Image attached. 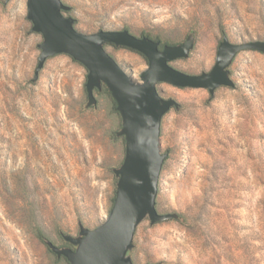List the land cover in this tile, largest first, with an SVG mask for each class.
<instances>
[{
  "label": "rangeland",
  "instance_id": "1",
  "mask_svg": "<svg viewBox=\"0 0 264 264\" xmlns=\"http://www.w3.org/2000/svg\"><path fill=\"white\" fill-rule=\"evenodd\" d=\"M28 0H0V264H69L58 246L107 218L125 157L112 95L87 101V68L68 54L49 57L35 77L42 34L31 31ZM84 33L128 29L164 44L196 42L171 65L190 74L215 65L219 43L264 40V0H63ZM106 50L136 81L147 58ZM234 87L157 84L180 108L162 118L156 207L182 219L137 227L135 264H264V53L245 50L229 67Z\"/></svg>",
  "mask_w": 264,
  "mask_h": 264
},
{
  "label": "water",
  "instance_id": "2",
  "mask_svg": "<svg viewBox=\"0 0 264 264\" xmlns=\"http://www.w3.org/2000/svg\"><path fill=\"white\" fill-rule=\"evenodd\" d=\"M27 7L31 31L43 36L33 81L39 78L49 57L70 55L88 70L84 108H97L95 91H102L106 85L122 118L116 135L125 138L124 160L113 168L118 181L106 220L94 229L80 224L77 236L62 234L65 242L72 246H58L48 237L43 241L69 264H135L131 253L137 227L142 221L148 218L154 224L182 219L176 212L160 213L156 207L160 174L168 156L160 146L162 118L173 107L180 108L175 98H164L159 93L157 84L206 88L214 96L222 86H235L229 67L237 54L245 50L264 53V40L234 43L223 34L212 69L190 74L172 66L171 62L189 57L196 42L194 30L182 43L164 44L160 48V40L137 36L128 29L81 32L75 27L76 18L67 15L72 6L63 0H28ZM106 44L132 49L147 58L148 67L142 71L140 81L121 67L106 50Z\"/></svg>",
  "mask_w": 264,
  "mask_h": 264
},
{
  "label": "trees",
  "instance_id": "3",
  "mask_svg": "<svg viewBox=\"0 0 264 264\" xmlns=\"http://www.w3.org/2000/svg\"><path fill=\"white\" fill-rule=\"evenodd\" d=\"M103 91L104 92H107V93H109V94H111L110 93V91H109V89L106 87V85H103ZM34 230H35V233H36V235H37V237L40 239V240H43L44 238H45V234H44V232H43V230L40 228V227H35L34 228ZM56 255V254H55ZM57 256V255H56ZM58 257V256H57ZM58 258H65L64 256H62V257H58Z\"/></svg>",
  "mask_w": 264,
  "mask_h": 264
},
{
  "label": "flooded vegetation",
  "instance_id": "4",
  "mask_svg": "<svg viewBox=\"0 0 264 264\" xmlns=\"http://www.w3.org/2000/svg\"><path fill=\"white\" fill-rule=\"evenodd\" d=\"M162 43H161V45H160V48H162ZM72 246L70 243H67V242H64L62 245H60V246Z\"/></svg>",
  "mask_w": 264,
  "mask_h": 264
}]
</instances>
